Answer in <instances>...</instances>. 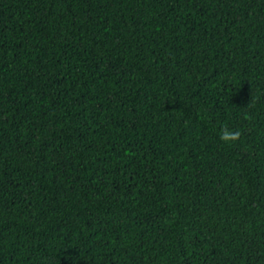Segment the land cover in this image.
I'll list each match as a JSON object with an SVG mask.
<instances>
[{"label":"trees","instance_id":"obj_1","mask_svg":"<svg viewBox=\"0 0 264 264\" xmlns=\"http://www.w3.org/2000/svg\"><path fill=\"white\" fill-rule=\"evenodd\" d=\"M0 264H264V0H0Z\"/></svg>","mask_w":264,"mask_h":264},{"label":"clouds","instance_id":"obj_2","mask_svg":"<svg viewBox=\"0 0 264 264\" xmlns=\"http://www.w3.org/2000/svg\"><path fill=\"white\" fill-rule=\"evenodd\" d=\"M239 137H240L239 131L232 132V131L228 130L227 128H225L221 138L225 142H233V141L239 140Z\"/></svg>","mask_w":264,"mask_h":264}]
</instances>
